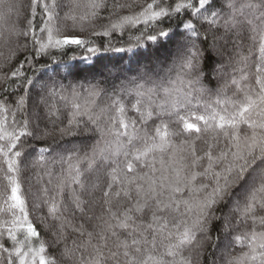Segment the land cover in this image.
<instances>
[{"label": "snow or ice", "instance_id": "snow-or-ice-1", "mask_svg": "<svg viewBox=\"0 0 264 264\" xmlns=\"http://www.w3.org/2000/svg\"><path fill=\"white\" fill-rule=\"evenodd\" d=\"M69 2L87 11L61 17L64 5L55 0H0V47L7 50L0 51V264H202L213 239L220 264H264V0ZM61 18L73 29L81 22V32L88 22L92 35L122 39L126 27L136 32L127 48L113 47L111 40L98 46L62 34ZM66 46H77L81 57L57 62L58 55L67 56ZM110 50L131 55H101ZM162 50L188 77L186 88L160 83L161 58L156 55L153 64L152 53ZM41 60L55 64L51 75L28 76L25 66L33 70ZM113 70L116 80L128 81L121 92L135 97L130 107L138 118L126 120V105L116 98L109 107L120 118L110 117L112 126L102 129L78 97L99 95L103 82L88 77ZM209 72L222 86L205 101ZM53 97L66 101L64 111L49 103ZM242 124L251 131L242 135ZM210 130L215 136L198 152L194 142ZM97 132L101 138L110 133L113 142L101 148ZM170 137L190 144L188 154H173ZM56 138L69 139L57 148L46 143ZM34 142L44 143L36 148ZM157 151L170 156L159 167ZM46 153H57L68 167L48 173L33 200L44 239L31 219L21 176L30 158L43 161ZM74 156L86 161L84 169L72 164ZM53 179L59 200L48 187ZM161 248L167 259L158 255ZM52 249L59 259L49 254Z\"/></svg>", "mask_w": 264, "mask_h": 264}, {"label": "trees", "instance_id": "trees-1", "mask_svg": "<svg viewBox=\"0 0 264 264\" xmlns=\"http://www.w3.org/2000/svg\"><path fill=\"white\" fill-rule=\"evenodd\" d=\"M49 3H52L53 0H48ZM139 3H145L146 0H138ZM26 4H30V0H25ZM55 3L63 4L64 7L58 9L61 12V17L63 14L69 10H72L74 14L79 16L83 12L87 11L86 8L83 6L79 8H73L69 0H55ZM83 3H86V0H81V5ZM27 8L25 10L27 14ZM41 12L42 8L38 7L37 8V14L35 17V28H36V35L42 36L43 33L39 31L40 27L42 26V20H41ZM84 31L81 32L80 26L81 22H77L75 25V29H73V22L71 20H64L60 19L59 24L62 28V34L68 35V34H75V35H80L87 37L91 41H93L96 45L100 46H107L109 43V40H111V43L113 47H125L127 48L128 46V41L130 38V35L132 33L136 32L135 28L131 27H126L125 28V33L124 37L121 39L119 37H104L102 35H92V28L88 24V22H82ZM99 23L96 24L97 30H99ZM30 39V38H29ZM23 40V38H21ZM172 46H167V50H171ZM67 49V56H57V62L59 61H69L73 57L76 59H79L81 57V52L82 50L79 49L77 46H66ZM167 50H162L160 53H152V63L155 64V57L156 55H159L161 58V65L158 68L159 71V78H160V83L164 87H171V88H181L187 87V79L188 77L185 75L184 72H182L177 65L176 67H173L171 64V57H168L167 55ZM0 51L5 52V55H7V50L0 47ZM28 51H31V45L29 44V49ZM90 55V54H89ZM101 55L106 56V57H119V56H124L128 57L131 55L130 52H115V51H107L101 53ZM23 57H19L18 59H22ZM47 59V58H44ZM94 59V57H93ZM3 61V57H0V62ZM107 62V61H105ZM128 65V60L127 58L122 62L121 67H126ZM55 67V64L51 60H48L47 64L41 60V62L35 63V67L33 70H28L27 65L25 66V71H27L28 76H33V73L38 77L41 72L43 71H48L49 74L51 75L52 69ZM4 71H8V69H4ZM207 72V69L205 70ZM128 76V79H134V77L131 74H126ZM115 71L113 70L111 74L108 72H105L104 76H96L95 78L93 77H88V81H91L92 83H100L103 82L101 85V88L98 90L99 95L97 96H90L88 93H84L83 95L78 97V102L81 103L82 105L87 101L88 106L90 109L94 111V114L96 115L98 119V123L100 124V127L102 129H107L110 128L112 125L109 121V118L113 119H119L120 114L116 111L115 108H110L109 105L112 104L113 99L120 98L121 101L126 105V113L124 115V118L126 120H131V119H137V113L133 110H131V103L134 102L135 97L129 96L126 92H121V86H128V81L127 80H116L115 78ZM88 81L82 80L81 83H85L87 85ZM182 81V83H181ZM171 82V83H170ZM65 83H68V81H65ZM204 85L206 88L210 90V93H205L203 96V99L205 101H208L210 99L215 98V94L217 92V89L222 86V80L218 81L217 79L212 78L211 73L209 72L208 75L204 78L203 81ZM249 83H251V78H249ZM227 96L231 97L233 95V89L228 88L225 93ZM65 96H68V93H64ZM196 96H200V93H194ZM163 97V92L161 91L160 93V98ZM154 99H159L154 97ZM49 103L53 106V108H59L61 111L65 110V103L66 101L60 100L58 97H53L49 100ZM70 106V105H69ZM101 109H104V111H101ZM21 119V114L16 113V120L20 121ZM9 122H11V115H9ZM59 123V122H58ZM151 125V122H149V126ZM139 128V125H137ZM131 132V128L129 129ZM239 131L241 134L249 133L251 130L247 128L246 125H240L239 126ZM139 136H143V132L138 133ZM215 136V132L209 131L208 133L205 134L204 137H202L200 140H196L195 147L197 148L198 152H202V150L206 147L204 140L207 139L211 141L212 137ZM69 138H56L55 140L50 139L46 143L48 145H51L52 148H57L60 145H66L68 143ZM85 142H87V137L84 138ZM95 139H98L100 141L99 146L101 148L105 147L108 144H111L114 140V137L108 133L105 132L103 137L101 138L100 133H96ZM170 140H172V144L170 145L171 152L175 154L176 156H180L181 154L187 155L188 154V149L191 147L190 144H185L181 142L180 138H173L170 137ZM36 148H39L41 144L44 142H34ZM137 145L140 147H143L142 144H140V141H136ZM151 143V141H149ZM221 145H223V138H221ZM152 153L149 154V161H151ZM155 156V161L157 167L160 166V160L163 158L165 160L170 159L169 152L166 151L164 153H160L159 151L154 153ZM122 159V158H121ZM72 164L80 167L81 169H84L86 167V161L81 158L79 161H77V158L74 156L72 160ZM68 167L67 163H61L59 159V155L57 153H46L45 154V159L43 161L39 160L38 157L35 155L30 158L28 162V166L26 171H24L23 175L21 176V183H22V191L23 194L27 200L28 203V208L31 213V219L35 223L37 230L40 232L41 237L44 239L48 238L47 232L44 228V226L41 224L40 220L37 218L38 213L33 211L32 209V204L35 195L37 194L38 190H40L43 187V184L45 181L48 180V173H60L62 170H66ZM141 171H147V169H141ZM42 178V179H41ZM49 189L51 190L53 195H56L57 200L60 199L59 195H57L56 192V181L53 179L52 184L48 185ZM3 185L0 184V191H2ZM69 189L65 188L64 193H65V203H67V193ZM100 209H96V214H99ZM93 224L96 223L95 221L92 222ZM92 225L90 224L89 227ZM217 233L213 231L212 236L215 238ZM213 244H215V239L213 241L209 242L206 251L204 253V256L202 258V264H212V262L215 260L217 264H220V254L217 250L213 248ZM240 250L237 249V252ZM163 248L160 249V253L158 255L161 256V258L166 257L163 256ZM50 255L56 256L57 259H59V253L55 250L52 249L51 252L49 253ZM187 255V252L185 253Z\"/></svg>", "mask_w": 264, "mask_h": 264}]
</instances>
